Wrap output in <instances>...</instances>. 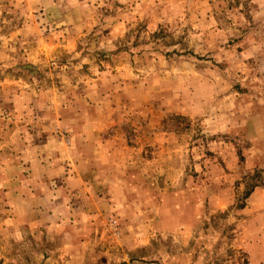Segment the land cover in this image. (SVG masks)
<instances>
[{
  "label": "rangeland",
  "instance_id": "rangeland-1",
  "mask_svg": "<svg viewBox=\"0 0 264 264\" xmlns=\"http://www.w3.org/2000/svg\"><path fill=\"white\" fill-rule=\"evenodd\" d=\"M0 264H264V0H0Z\"/></svg>",
  "mask_w": 264,
  "mask_h": 264
}]
</instances>
